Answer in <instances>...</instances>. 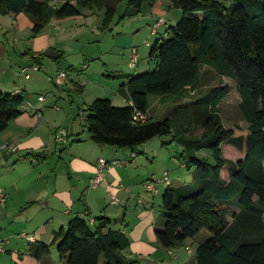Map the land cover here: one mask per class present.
I'll use <instances>...</instances> for the list:
<instances>
[{"label": "trees", "instance_id": "16d2710c", "mask_svg": "<svg viewBox=\"0 0 264 264\" xmlns=\"http://www.w3.org/2000/svg\"><path fill=\"white\" fill-rule=\"evenodd\" d=\"M156 1L66 0L58 8L51 5L53 0H0V13L28 15L36 36L53 19L78 16L80 7H97L105 11V31L117 16L119 4L126 2L123 21ZM169 1L181 10L182 17L170 29V36L153 45L149 56L155 68L121 86L131 106L116 107L109 99H96L85 110L84 125L98 144L144 145L157 136L175 133L171 119L147 117L150 96H161L170 103L193 97L192 109L206 140L198 142L190 156L186 155L188 148L182 153L185 168L194 169L195 182L164 192L163 228L157 238L165 249H181L206 230L211 238L198 246L196 264H264V0ZM39 56L40 60L45 57L44 53ZM62 58L59 54L54 62ZM209 76L236 82L246 127L224 126L220 105L228 87L216 85L205 91ZM26 101L25 96L0 92L1 132L22 114ZM134 110L144 113L146 120H135ZM226 145L235 147L243 158L229 159L222 151ZM204 149L211 151L210 157L196 155ZM223 170H227L228 182L223 180ZM110 223L100 217L91 226L86 219L75 217L55 234L51 245L38 243L35 254L41 258L56 245L59 258L68 264H138L124 255L130 246L127 235L108 229Z\"/></svg>", "mask_w": 264, "mask_h": 264}, {"label": "crops", "instance_id": "0c3cea01", "mask_svg": "<svg viewBox=\"0 0 264 264\" xmlns=\"http://www.w3.org/2000/svg\"><path fill=\"white\" fill-rule=\"evenodd\" d=\"M65 3L66 0H53L51 5L59 8ZM159 3L166 9L161 10L158 7ZM145 15L148 16V22H144L142 26H147L151 36L158 40L171 35L170 32L167 33V30L179 22L182 12L169 0H158L151 5H143L138 15L128 16L124 20L132 18L139 20ZM160 18L164 19L165 24L158 28L156 35H152V28ZM61 21H66V19L51 20L35 36L32 32L33 19L28 15L24 13L2 15L0 13V59L7 60V64L15 59L11 58L5 46L13 48L14 53L20 54L22 67L29 64L26 58L28 52L40 55L46 50L53 49L58 54H62L63 58L67 57L64 47L56 43L57 35H52L53 31L49 29L53 25L54 30H60ZM24 34L29 36L32 34L27 50L21 43V37ZM118 35H121V31ZM147 46H150V42H147ZM131 54L132 51L123 54V58L129 60L128 68L114 71L113 76H109L112 79L111 94L106 92L102 97L111 100L116 107L131 106V102L124 98L120 90L121 86L127 84L131 77L149 72L156 66V62L153 65L149 60L148 65L141 66L138 49V63L132 67ZM40 61L43 69L46 67L43 58ZM70 66L73 68L72 65ZM87 68L84 66L83 70ZM78 74L80 75V72ZM213 77L209 76L208 82ZM53 78H50L51 82ZM222 79L225 81L226 78ZM222 86L229 88L227 84ZM209 87L208 83L206 89ZM64 88L70 93H78L79 103L75 110L72 98L69 99L71 106L66 107V110L59 106L57 102L59 99L48 102L43 95L37 97L36 106L33 102L31 103L25 90L5 88L0 79V92L25 96L27 102H30L35 109L33 111L25 105L24 109L22 108V114L12 120L6 130L0 131V188L7 195V206L0 209V237L4 241L5 249V252L0 253V264H68L66 259L59 258L56 245H52L49 254L41 258H38L35 253L38 243L51 245L55 234L66 229L75 217H82L86 220L93 218L94 225L97 224L98 218H108L111 222L108 229L121 230L129 238L130 246L124 251V255L131 262L196 264L194 256L198 247L193 248L189 240L181 249L168 250L157 238V231L163 228L161 214L164 192L169 188L195 182V172L186 170L185 163L179 166L176 158L168 153L166 146L161 145L158 148L151 144V141L136 146L137 148H117L96 143L85 125L81 129L76 124V117L80 115V112H84L96 100L89 101L88 105L83 101L89 91L88 85L69 76ZM114 88L117 90L114 91ZM39 97H44L45 101H39ZM163 99L159 96L157 102L161 104L164 102ZM191 99V106H188L185 115L180 114V121L192 116L194 98ZM146 115L150 117L149 111ZM71 116L72 119L69 121ZM59 129L67 131V143L57 144L55 142L54 133ZM9 142L17 144V152L9 153L3 149L4 145ZM59 145L63 146L59 147ZM181 151L183 153L186 150ZM39 152H45V155L39 157L37 155ZM206 155L210 157L211 153L202 154V156ZM226 156L235 162L243 158L242 154L230 145H226ZM101 158L116 164L105 171L101 185L92 187L90 182L97 175ZM165 173L168 174L171 185L158 182L157 194L147 192L144 187L145 183L161 179ZM222 177L225 182L229 181L227 170H223ZM173 184H177L176 187H173ZM111 196L118 199V204H111ZM159 197H161V205H159ZM234 209L240 212L238 208ZM122 216L124 224H127L125 229L123 226L120 227L117 221L113 222L115 218ZM23 233L27 238L21 237ZM100 264L104 262L101 261Z\"/></svg>", "mask_w": 264, "mask_h": 264}, {"label": "rangeland", "instance_id": "374dc122", "mask_svg": "<svg viewBox=\"0 0 264 264\" xmlns=\"http://www.w3.org/2000/svg\"><path fill=\"white\" fill-rule=\"evenodd\" d=\"M160 4L161 3H159L158 7L161 10L166 9V7ZM125 8L126 3L118 5V13L115 20L111 24L110 29L105 31L102 30L105 11L97 7L93 9L80 7V14L78 16L65 18L66 21H61L59 23L61 27L60 30H54L53 25H51L49 29L51 32L53 31L52 35H57L56 43L60 47H64L67 51V57L62 58L60 63L57 64L52 62L49 58L44 57L43 61L46 67H43L41 71L32 72L30 80H26L20 75L23 66L20 54L14 53L13 48L5 46V49L10 52L11 58L15 59L12 60V63L8 64L7 60L3 61L0 59V79L4 87L25 90L30 97L31 103L33 102L36 106L38 104L37 97L43 95L47 98L48 102L59 99V101H57L59 106L67 110L66 107L71 106L69 99L72 98L75 103V110V107H77L79 103L78 93H70L64 86H58L55 82L50 81L51 77L56 76L57 68L68 71L70 77H73V79L76 78L86 86L88 85L89 91L83 98V101L88 105L89 101L100 99L104 97V93L111 92L112 79L109 76H113L114 71L128 68L129 60L123 58L124 53H131L133 48H138L140 65H148V60L154 65L155 61L151 60L149 55L157 38L151 36L147 26H142L144 22H148V16L145 15V17H140L139 20L132 18L120 21V17L125 14ZM120 31L121 35H118ZM169 32L170 28L167 30V33ZM30 39H32V34H30V36L24 34L21 37V43L25 46V50L28 49L29 43L31 42ZM147 42H150V46H147ZM70 65L73 66L72 69ZM84 66L88 68L83 70ZM79 72L80 75L78 74ZM209 84L210 87L224 84L229 86V94L220 105V115L222 116L224 126L229 128L234 124H238L245 127L247 124L243 120L239 110L241 98L236 89V82L230 78H226L224 81L222 78L213 77L209 81ZM209 88L206 90L208 91ZM116 90L117 88H114V91ZM157 100H159V96L149 97V116L153 121L171 119L175 133L157 136L151 140V144L158 146V148H160L161 145L166 146V148H168V153L176 158V162L181 166V150L188 148L186 155L190 156V153L195 150L198 142L204 143L206 140L202 137V127L198 122V117L193 111H191L192 116L190 115L187 120L180 121V114H186L188 106H191L190 102H192V99L188 98V101L186 100L188 103L184 101L179 102L180 104L170 102H163L160 104ZM86 113L85 111L84 116ZM76 118L78 128L80 127L83 129L84 120L80 115ZM71 119L72 116L69 121ZM64 126L67 127L66 125ZM61 146L63 145H59V147ZM222 148V151L226 152V147L223 146ZM165 153L168 154L166 151ZM203 153L207 154L211 153V151L204 149L200 154L196 153V155L202 156ZM191 171H194V169ZM176 185L177 184H173V187H176ZM158 199L160 200L159 205H161V197ZM159 205L158 209H160ZM122 218L123 216L121 218H115L113 222L117 221L119 226H123V229H125L127 224H124ZM230 220L232 219L230 218ZM210 238L211 234L208 231H203L193 239H189V241L193 248H196Z\"/></svg>", "mask_w": 264, "mask_h": 264}, {"label": "built area", "instance_id": "2783aa9c", "mask_svg": "<svg viewBox=\"0 0 264 264\" xmlns=\"http://www.w3.org/2000/svg\"><path fill=\"white\" fill-rule=\"evenodd\" d=\"M165 24L164 19L160 18L158 19V21L156 22V24L153 26L152 28V35H156L158 28ZM26 58L28 59L29 64H27L26 66L22 67L21 69V75L26 79L29 80L32 76V72H37V71H41L42 66L40 63V56L39 54H28V56H26ZM138 63V49L137 48H133L132 50V54H131V66L135 67ZM69 78V73L66 70H57V74L56 76L53 78V82H55L56 85H60V86H65L67 81ZM39 101H45L44 97H39L38 98ZM29 108L33 111H35L34 107L32 106V104L30 102H25L22 106V108L24 109V107ZM55 109H58L57 107H55ZM37 115L40 116V114L37 113ZM80 116L82 117V119H85L84 113L81 112ZM134 117L135 120L140 121V122H144L146 120V116L144 113H142L141 111L138 110H134ZM54 139L55 142L57 144H63V143H67L68 141V133L65 129H59L54 133ZM3 149L7 150L9 153H15L18 150V146L15 142H9L8 144L4 145ZM114 164H116L115 162H108L107 160L101 158L99 160V164H98V169H97V175L95 178H93L91 180V186L95 187L100 185L103 180H104V175H105V171H107L108 169H110ZM158 182H164L166 185L170 186L171 185V180L168 177V174L165 173L163 178L161 179H155L149 182H146L144 187L146 189L147 192L151 193V194H157V188L156 185ZM121 188H123V186H121ZM111 204H118V199L115 196H111ZM7 206V195L6 193L0 188V209H3ZM91 225L95 224V220L93 218H88L87 220ZM21 237L27 238L26 234L23 233L21 235ZM29 238V237H28ZM188 251L190 252L189 248ZM5 252L4 249V241L1 239L0 237V253Z\"/></svg>", "mask_w": 264, "mask_h": 264}, {"label": "water", "instance_id": "95a60500", "mask_svg": "<svg viewBox=\"0 0 264 264\" xmlns=\"http://www.w3.org/2000/svg\"><path fill=\"white\" fill-rule=\"evenodd\" d=\"M44 55H45V57H47L51 60H58L59 59V54L53 49L46 50L44 52ZM37 155L39 157H42L45 155V152H39Z\"/></svg>", "mask_w": 264, "mask_h": 264}]
</instances>
